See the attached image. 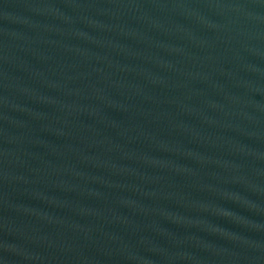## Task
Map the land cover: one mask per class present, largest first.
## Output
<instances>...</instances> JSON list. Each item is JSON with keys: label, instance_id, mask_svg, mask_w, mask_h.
I'll list each match as a JSON object with an SVG mask.
<instances>
[{"label": "water", "instance_id": "obj_1", "mask_svg": "<svg viewBox=\"0 0 264 264\" xmlns=\"http://www.w3.org/2000/svg\"><path fill=\"white\" fill-rule=\"evenodd\" d=\"M0 264H264V0H0Z\"/></svg>", "mask_w": 264, "mask_h": 264}]
</instances>
